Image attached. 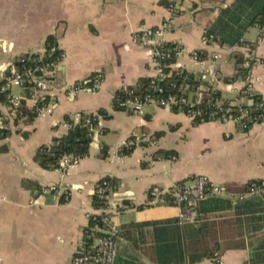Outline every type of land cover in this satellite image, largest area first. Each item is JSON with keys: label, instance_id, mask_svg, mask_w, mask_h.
<instances>
[{"label": "crops", "instance_id": "obj_1", "mask_svg": "<svg viewBox=\"0 0 264 264\" xmlns=\"http://www.w3.org/2000/svg\"><path fill=\"white\" fill-rule=\"evenodd\" d=\"M194 1H182L179 15L165 35L167 43L180 44L186 50L173 66L187 70L200 83L194 96L213 90L225 104L249 105L240 94L245 80L238 62L243 59L245 63L252 53L255 62L249 79L264 99V36L259 28H250L240 46L206 45L198 16L202 6L195 10ZM160 2L0 0V83L20 57L44 52L49 37L66 53L53 92L38 95L40 103L43 95L52 97V113L16 122L17 114L0 102V130L9 131L6 138L0 135V149L5 148L0 151V264H72L89 223L88 214L96 213L93 198L104 178L119 183L109 195L112 221L119 227L178 219V208L153 203L149 193L181 182L190 184L198 175L208 176L225 189L223 198L233 208L221 213L233 214L235 206L247 200L264 203L260 197L240 199L249 182L264 183V120L244 132L232 122L195 125L185 113L167 108L148 105L141 114H130L116 107L118 92L156 74L152 52L140 36L168 18L167 7ZM193 51L203 52V64L192 59ZM216 54L226 61L223 66L213 60ZM95 74L104 78L99 92L68 98L57 91ZM11 96L20 98V103L26 100L30 109L37 104L25 97L22 88H14ZM99 110L110 117L98 116L89 155L74 170L63 176L58 169L46 170L35 161L41 146L68 132L63 126L68 118L78 122L81 116L96 115ZM157 133L161 136L155 138ZM132 137L137 141L134 152L121 155ZM159 150L175 151L177 157L154 159ZM53 184L68 190L69 203L39 196L41 187ZM140 205L150 206L138 210ZM259 216H252V225L246 222L251 216H241L224 226L219 252L223 264H243L252 258L264 238V227L256 219Z\"/></svg>", "mask_w": 264, "mask_h": 264}, {"label": "trees", "instance_id": "obj_2", "mask_svg": "<svg viewBox=\"0 0 264 264\" xmlns=\"http://www.w3.org/2000/svg\"><path fill=\"white\" fill-rule=\"evenodd\" d=\"M228 0H195L193 7L197 10L200 6L202 9L199 11L198 16L204 26V36L213 37V42L219 44L221 47L233 48L242 45L245 34L250 28H260L264 26V0H233L229 5H225ZM161 5L168 7L169 0H161ZM55 45L52 37H49L46 42V48L49 49ZM174 43H167V48H173ZM26 59V64L31 65L36 62V55L23 56ZM200 58H203V52L200 51ZM49 57L46 55L45 60ZM177 57L172 56L165 58L162 63L164 65L163 71L166 78L159 82L166 92L182 94L180 88L182 86H190L187 93L194 92L200 88V83L195 80L194 75L187 70L175 69L174 64ZM18 70L24 68V64L18 59L15 63ZM240 67L239 71L243 77L248 73L245 68L244 60L240 59L238 62ZM152 78H142L139 80L135 87H128L124 91H120L115 96V104L117 106V99L124 98L133 92L135 95H143L149 92ZM3 83H0V88ZM26 98H30L32 94V87L26 85L23 88ZM210 98H220L217 91L210 90L207 93ZM11 94H0V102L12 107L10 99ZM51 96H44L41 103L39 102L35 107L29 108L26 100H22L20 107L17 109L16 122L22 118L33 120L37 116V108L43 105H48L51 102ZM259 97H256L258 99ZM229 102V101H228ZM202 108L208 111L206 105ZM224 108L231 110L230 114L235 116L239 110H246L250 106H233L230 103L224 105ZM177 111V110H175ZM109 118L110 116L104 110H99L96 115H90L92 123L96 127L98 124V116ZM86 116H81L78 122L67 119V122L72 123V127L62 137H56L49 145L41 146L36 155L35 161L46 170H55L60 167L61 160L67 154H73L78 161L84 159L89 155L90 145L93 137L89 133L88 127L85 125ZM210 118L203 116L194 120V124L198 125L204 122H209ZM0 135L4 138L8 137L9 131L0 130ZM161 133H157L154 137L158 138ZM129 140H135L130 138ZM136 146L123 147L120 154L123 156H130ZM5 150V148H2ZM0 149V151H2ZM107 154V150L105 155ZM159 156L164 159H175L177 153L175 151L159 150L153 158L157 159ZM110 183V188L107 190L106 195L116 190L118 181L112 178H104L100 181ZM253 182V181H251ZM246 185L244 194L248 190ZM264 186L262 181H256ZM183 183V182H182ZM231 192V191H230ZM128 205L130 203H127ZM262 206L264 203L259 202L258 205L253 200H247L235 206L234 213L224 214L222 211H228L233 208L232 203L228 199L217 195H210L205 200L198 203L196 211L198 214V226L194 225H180L178 219L147 221L141 223H130L121 225L123 238L118 243V254L115 264H201L206 263L214 257L216 252H220L221 248V235L224 226L231 223L230 219L240 218L241 216H255L261 214L256 218L261 222L264 227V207L253 211L254 206ZM150 205H140L136 208L142 210ZM93 207L96 213L91 214L88 226L85 232L91 235L92 238L88 239L87 244L91 245L96 237H102L105 233L99 232L97 227L103 228V217L108 214L109 201L105 198H100L98 194L94 195ZM133 207V205H132ZM110 212V211H109ZM243 223L242 219H238ZM247 224L255 222V218L246 220ZM243 264H264V238L259 240L254 249L252 258Z\"/></svg>", "mask_w": 264, "mask_h": 264}, {"label": "built area", "instance_id": "obj_3", "mask_svg": "<svg viewBox=\"0 0 264 264\" xmlns=\"http://www.w3.org/2000/svg\"><path fill=\"white\" fill-rule=\"evenodd\" d=\"M183 0H169L167 7L169 16L164 21L162 26L151 30L144 31L140 40L142 44L150 48L153 55V62L156 65V74L152 77L150 90L143 95H135L133 92L129 96L117 99L118 109L130 114H141L145 106L151 105L159 108H167L170 110H177L185 113L193 120L207 116L211 122L234 123L240 130L249 131L252 126L264 120V99H262L255 91L252 82L249 79L250 71L254 64V56L252 53L245 60L244 67L248 69L247 75L244 77L245 85L240 94L249 101L250 108L246 110H239L235 116L231 115L229 108H224L226 105L220 98H210L208 95L194 96L195 92L187 93L190 86H182L180 92L168 93L159 84L160 81L166 78L163 71L164 65L162 61L165 58L175 55L179 57L186 53L185 48L180 44H175L173 48H167L165 35L171 30L172 24L178 17ZM261 36H264V26L259 28ZM204 43L206 45L215 44L213 37L204 36ZM36 55V54H35ZM46 55L49 59L45 60ZM31 56V55H28ZM37 59L34 64H26V59L20 57V62L24 64V68L20 71L14 65L9 74L3 79V84L0 88V94H11L14 88H24L26 85L32 87L31 99L39 103V94H47L53 92L54 84L57 74L60 72V64L66 58V53L58 46H51L49 49L45 48L44 52L37 54ZM192 59L199 64L204 61L200 58L199 51H193ZM213 60L220 62L223 66L226 61L221 60L219 54L213 57ZM104 78L100 74L92 75L84 78L70 85L61 86L57 89L62 95L68 98H76L83 92L96 93L102 89ZM44 95L41 97L43 100ZM256 97H259L256 99ZM12 105V112L17 114V109L20 107V98L12 97L10 99ZM36 104V105H37ZM202 105L208 107V111L202 108ZM52 98L48 105H43L37 108V116L43 114H50L53 112ZM85 125L89 129L90 135L94 137L96 127L92 123L90 115L85 118ZM63 126L68 130L72 127V123L64 122ZM137 146L136 140H129L125 147ZM78 164V160L73 154H67L60 162L58 170L63 176H66L70 171L74 170ZM110 188V183L104 181L97 186L96 193L100 198H105L109 201V195H106ZM39 196H54L60 202L69 203L71 201V194L62 185H48L43 186L38 191ZM225 189L214 184L208 176L198 175L191 179V183H178L169 189H153L149 193V200L158 202L171 207L179 209L178 220L179 224L194 225L198 222V214L196 211L199 202L205 200L210 195H217L225 197ZM260 197L264 201V186L256 181L249 184L248 190L240 196V199ZM34 201L31 202L34 205ZM109 215L103 217V228L97 227L99 232L105 233L102 237H96L91 245L87 244V240L92 238L85 230L81 241L76 249L72 264H115L118 254V243L122 240L123 232L121 228L115 225L112 221L111 212ZM91 214H88V219ZM205 264H223L222 257L219 252L214 254V257L208 260Z\"/></svg>", "mask_w": 264, "mask_h": 264}, {"label": "water", "instance_id": "obj_4", "mask_svg": "<svg viewBox=\"0 0 264 264\" xmlns=\"http://www.w3.org/2000/svg\"><path fill=\"white\" fill-rule=\"evenodd\" d=\"M96 136V133L94 134V137Z\"/></svg>", "mask_w": 264, "mask_h": 264}]
</instances>
